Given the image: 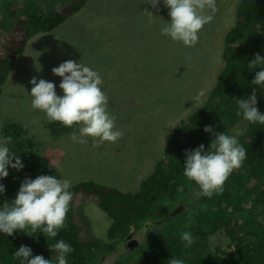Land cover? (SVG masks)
<instances>
[{
    "label": "rangeland",
    "instance_id": "374dc122",
    "mask_svg": "<svg viewBox=\"0 0 264 264\" xmlns=\"http://www.w3.org/2000/svg\"><path fill=\"white\" fill-rule=\"evenodd\" d=\"M239 2L215 0L212 21L200 31L196 45L187 47L161 34L164 21H170L163 0L156 8L147 0H87L79 12L54 30L30 33L26 50L16 58L17 62L0 63V68L9 71L0 96V137H4L5 124H19L25 128V137L35 145L25 164L41 161L49 169L55 166L64 179L76 178L77 182L71 185L95 183L124 194L139 192L142 183L154 174L157 164L168 154L173 130L185 128L216 88L221 71L219 56L225 47L222 43L236 26ZM69 59L80 61L100 74L108 110L115 117L116 128L123 133L115 143L94 145L91 138L86 144L73 143L69 138L71 132L54 138L49 130L53 121L31 107L28 93L32 78L53 82L57 94L62 95L58 87L62 78L54 75L52 68ZM201 89L206 94L200 102H195L194 97ZM240 129L241 126L237 130ZM9 147L13 153L20 150L18 146ZM35 168L33 174L44 173V169ZM199 194V190H193L195 199ZM74 207L70 202L68 210ZM177 209L173 208L170 215ZM182 211L173 218L188 219L181 216ZM73 212L78 214L75 225L89 220L81 235H95L103 242L108 241L109 228L117 218L110 217L95 202L70 213L67 238L73 239L76 233L71 231ZM191 229L187 227V231ZM147 231L133 235L139 243L133 255L148 256L147 246L155 244V238ZM110 239L116 243L119 234L114 233ZM235 241L234 237L219 231L209 237L208 250L214 252L219 246L221 251H226ZM96 245L95 257L87 255L82 264H98L100 256L107 254L99 247V241ZM208 250L204 251L205 257L211 255ZM127 251L124 248L126 257ZM115 258L112 256L108 263Z\"/></svg>",
    "mask_w": 264,
    "mask_h": 264
},
{
    "label": "trees",
    "instance_id": "16d2710c",
    "mask_svg": "<svg viewBox=\"0 0 264 264\" xmlns=\"http://www.w3.org/2000/svg\"><path fill=\"white\" fill-rule=\"evenodd\" d=\"M86 2L0 0V63H14L15 58L24 52V34L54 30L69 16L79 12ZM237 17L236 26L225 39L231 64L229 72L220 75L217 88L190 118L188 125L173 130L168 154L157 164L154 174L142 183L141 190L124 194L95 183H82L77 189L73 188L71 203L76 205L73 209L78 211L85 207L86 198L95 202L110 217L117 218L113 219L108 235L120 232L121 242L125 237L141 232L146 220L151 221L153 229L148 228L147 232L155 238V244L147 246L148 256L133 255L138 246L129 247L126 257L119 246L113 251L112 246L95 235H81L80 231L89 220L75 225L78 214L73 215L74 212L71 231H76L75 237L67 238L66 235L70 234L68 219L74 211L71 209L66 215V226L59 230L56 238L47 240L38 230L31 232L27 229V234L22 231H15L12 236L0 234V264H18L12 255L21 245L30 247L33 255L50 259L55 252L48 244L51 245L54 239H62L71 245L73 251L68 256V264H82L88 252L97 247V241L100 248H107L109 255L114 252L116 256L107 264H169L171 257L182 259L184 264H264V124L249 123L242 114L237 115L236 102V99L252 95L255 90L256 107L264 114V89L252 83L259 68L251 70L248 64L256 54L264 57V0H240ZM15 30L19 33H14ZM8 75V70L0 68V96ZM205 126H211L212 131L206 133ZM240 126L241 134L237 139L246 150V159L230 174L221 192L210 198L200 193L195 199L193 190L199 188L182 174L186 151L201 144L208 150L216 133L223 131L235 135ZM4 127V136L12 137L9 146L34 147L19 124L7 123ZM49 128L54 138L74 130L56 121L51 122ZM209 150L214 151V148ZM35 167L36 170L47 169L41 161L38 164L36 161ZM27 168H31V164H27ZM9 200L7 195L5 201ZM180 205L184 206L181 216L188 219H175L170 215V211ZM187 227L192 228L189 232L195 238L189 247L180 240V233L187 231ZM219 231L234 237L235 244L226 251L217 246L214 252H210L208 239ZM205 250L211 254L209 257L204 256Z\"/></svg>",
    "mask_w": 264,
    "mask_h": 264
},
{
    "label": "clouds",
    "instance_id": "9594fccd",
    "mask_svg": "<svg viewBox=\"0 0 264 264\" xmlns=\"http://www.w3.org/2000/svg\"><path fill=\"white\" fill-rule=\"evenodd\" d=\"M147 3L156 8L160 0H147ZM163 4L168 9L170 21L163 20L161 34L187 47L196 45L200 31L204 25L212 21L213 13L216 11L215 0H163ZM145 13L153 17L151 12L145 11ZM24 37L26 38L25 52L28 36L24 34ZM225 39L222 43L225 46L223 54L219 56L221 71L217 85L220 75L229 72L231 67L229 61L226 62L229 55ZM16 58L14 62H17ZM248 64L251 70L259 68V71H255L252 83L264 89V57L256 54ZM252 66L256 67L253 69ZM52 73L62 78L58 87L63 94H57L56 85L53 82L37 80L33 77L30 81L32 87L28 93L33 109L42 111L49 121H56L64 127L74 128L75 130L69 135L73 143L86 144L88 138H91L94 145L104 142L115 143L123 135L122 131L116 128L115 117L108 110V97L102 90L103 81L97 71L80 61L69 59L53 67ZM205 94L204 89L199 90L194 101L200 102ZM236 102L237 115L242 114L243 119L249 123L264 124V114L260 113L256 107L255 90L252 95L236 99ZM22 128L25 134V128ZM204 131L211 132V126H205ZM240 134L239 130L235 135L222 131L215 134L208 150H205L204 145L201 144L195 149L186 151L182 174L187 180L195 183L203 196L210 198L214 193L221 192L230 174L239 169L246 159V150L237 139ZM11 140V136L0 137V201L3 203L0 205V234L12 236L15 231L27 234L25 230L30 229L28 231L37 232L38 230L43 233L47 240L56 238L59 230L66 226V215L74 196L73 188L77 189L81 183L71 185L77 182L76 178L71 181L64 179L55 166L53 169L47 168L43 174L38 172L33 174L32 170L35 168L36 161L31 163V168H27L25 159L28 156L27 153L34 152L35 145L32 149L29 147L24 149V147L20 148L22 152L13 153L9 147ZM210 148H214V151L209 150ZM30 175L33 178H27ZM11 178L12 181H10ZM7 195L9 201H5ZM85 201L86 205L90 203L87 198ZM151 226L152 222L146 220L139 233L146 232L148 228L153 229ZM117 233L119 240L116 243L110 239L109 235L106 243L110 245L109 247L112 246L113 251L119 246L120 252H124L125 247L126 249L130 247V241L136 240L133 235L137 234L125 237L121 242L120 232ZM194 239L189 231L180 233V240L186 247L191 246ZM126 240L129 242L125 244ZM136 241L138 242V239ZM48 247L55 252L50 259L33 255L31 248L25 245H21L12 256L18 264H68V256L73 251L70 244L62 239H54ZM95 249L92 248L87 255L95 257L94 253L98 250ZM108 252L109 249L105 256H100L98 264H107L112 256H115L114 252L110 255ZM169 264H184V261L171 257Z\"/></svg>",
    "mask_w": 264,
    "mask_h": 264
},
{
    "label": "water",
    "instance_id": "95a60500",
    "mask_svg": "<svg viewBox=\"0 0 264 264\" xmlns=\"http://www.w3.org/2000/svg\"><path fill=\"white\" fill-rule=\"evenodd\" d=\"M184 209V207L183 206H180L177 210H176V212L172 215V216H175L176 214H178L180 211H182ZM138 245V242L136 241V240H131L130 241V246L131 247H136Z\"/></svg>",
    "mask_w": 264,
    "mask_h": 264
},
{
    "label": "bare ground",
    "instance_id": "6f19581e",
    "mask_svg": "<svg viewBox=\"0 0 264 264\" xmlns=\"http://www.w3.org/2000/svg\"><path fill=\"white\" fill-rule=\"evenodd\" d=\"M61 133V132H60ZM34 148V147H33ZM36 152V151H35ZM45 153V152H44ZM47 154V153H46ZM139 246V243H138V245L136 246V247H138ZM130 248H132L131 246H130Z\"/></svg>",
    "mask_w": 264,
    "mask_h": 264
}]
</instances>
